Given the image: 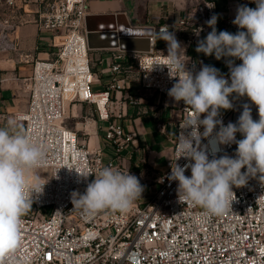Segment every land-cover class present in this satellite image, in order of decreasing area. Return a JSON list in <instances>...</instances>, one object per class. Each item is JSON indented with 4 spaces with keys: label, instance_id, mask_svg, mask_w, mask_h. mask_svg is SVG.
<instances>
[{
    "label": "built area",
    "instance_id": "2783aa9c",
    "mask_svg": "<svg viewBox=\"0 0 264 264\" xmlns=\"http://www.w3.org/2000/svg\"><path fill=\"white\" fill-rule=\"evenodd\" d=\"M241 5L256 7L252 0H240ZM216 9L215 0H205L193 11L168 18L157 31L168 26L172 32L185 33L189 47L197 45L212 30L206 22ZM89 13L90 0H0V51L15 43L11 39L16 30L30 21L37 24L40 34L51 37L53 47L49 58L35 60L28 106L16 114V121L23 123L18 131L44 152V162L35 171L44 178L42 183H48L21 218V247L0 264H19L24 257L27 264H264V186L258 178H250L240 188L233 186L236 199L224 215H208L198 205L178 201V182L167 177L176 159L177 137L189 115L183 101L179 102L182 115L165 169L148 178L147 173L124 163L127 147L132 155L146 149L122 122L123 106L139 103L128 92L129 76L137 75L141 87L166 95L176 81L169 79L167 68L151 71L153 64L165 63L167 55L158 50L152 35L150 51L113 50L108 67L113 78L104 89L94 90L93 84L101 81L91 61L86 29ZM233 20L229 17L225 24L236 33L239 29ZM186 55L189 69L198 72L206 63L204 56L188 50ZM231 102L232 109L220 112L225 126L237 122L246 103L253 119H259L256 106L247 97ZM79 103L93 108L82 123L87 128L96 119L94 146L92 138L80 137L66 123L68 108ZM98 129H105L104 143ZM242 138L236 134L237 140ZM201 144L208 146L212 159L209 141L202 139ZM236 147L235 143L220 145L217 158L234 157ZM177 163L183 166L188 161L181 157ZM108 166L135 175L144 187L142 197L125 211L107 208L88 214L75 208L71 194L84 193L95 177L82 179L74 169L95 174ZM185 175L190 176L191 170Z\"/></svg>",
    "mask_w": 264,
    "mask_h": 264
},
{
    "label": "clouds",
    "instance_id": "9594fccd",
    "mask_svg": "<svg viewBox=\"0 0 264 264\" xmlns=\"http://www.w3.org/2000/svg\"><path fill=\"white\" fill-rule=\"evenodd\" d=\"M252 2L255 8L246 5L237 8L232 21L239 29L236 33L218 32V17L213 15L206 22L212 30L197 43L198 53L214 55L217 60L228 58L230 78L209 65H203L198 72L189 69L190 57L168 26H162L154 34L156 40L166 42L167 55L166 62L153 64L151 71L167 68L169 79L176 81L168 95L176 102L183 101L189 109L177 137V155L167 178L178 182L180 203L198 205L208 215H224L232 210L236 199L233 186H246L250 178H258L264 186V0ZM235 60L242 63L235 64ZM233 94L247 97L256 106L259 119H253L251 107L246 103L237 122L225 126L219 118L220 112L233 108L229 99ZM16 128L15 120L0 128V260L21 247V218L48 183H42L44 178L35 171L44 162L41 146ZM237 133L243 138L237 140ZM202 139L209 141L212 159L208 146H202ZM232 143L237 146L235 156L217 158L219 146ZM181 157L188 163L179 165L177 161ZM188 169L190 176L185 175ZM74 170L82 179L95 177L84 193L71 194L73 206L85 213L107 208L125 211L142 197L144 187L129 171L121 172L111 166L95 174ZM27 260L24 257L19 264H27Z\"/></svg>",
    "mask_w": 264,
    "mask_h": 264
},
{
    "label": "crops",
    "instance_id": "0c3cea01",
    "mask_svg": "<svg viewBox=\"0 0 264 264\" xmlns=\"http://www.w3.org/2000/svg\"><path fill=\"white\" fill-rule=\"evenodd\" d=\"M117 0H90V13L125 12L130 22L134 25H147L155 28L168 20L179 17L186 12V3L189 0H147L149 8L146 13L133 14L128 9L118 10L114 7ZM227 5H219L216 12L217 31L235 30L225 24L227 18H235L240 0H223ZM220 2H218L219 4ZM181 45L195 56H204L205 65L213 66L225 78H230L227 65L228 58L217 60L215 56H205L196 51L197 45L188 46L186 34L173 32ZM15 38V39H14ZM11 46L0 51V128H5L9 120H14L13 115L24 111L29 102L30 82L36 59H47L52 55L51 37L42 35L34 21L19 27L14 33ZM160 52H167V44L157 40ZM117 48L93 49L90 51L94 70L100 76V83L105 88L113 76L108 71L111 62V53ZM235 62V61H234ZM128 92L139 99L138 104L123 106L122 122L127 131L136 135V139L144 150L131 153V147L123 151V161L130 168L147 173L150 178L154 172L163 171L166 162L172 155L173 138L177 132V122L182 115L179 102L171 98L168 93L161 94L151 89L141 87L137 75L129 76ZM100 89V90H102ZM237 96L232 97L236 98ZM88 105L80 103L81 107ZM96 123V119L92 120ZM91 121V123H92ZM161 123V126L158 124ZM97 125V123H96ZM144 157V160H143ZM150 176V177H149Z\"/></svg>",
    "mask_w": 264,
    "mask_h": 264
},
{
    "label": "water",
    "instance_id": "95a60500",
    "mask_svg": "<svg viewBox=\"0 0 264 264\" xmlns=\"http://www.w3.org/2000/svg\"><path fill=\"white\" fill-rule=\"evenodd\" d=\"M89 48H119L122 50L150 51V37L155 28L134 25L125 12L89 13L86 16Z\"/></svg>",
    "mask_w": 264,
    "mask_h": 264
},
{
    "label": "rangeland",
    "instance_id": "374dc122",
    "mask_svg": "<svg viewBox=\"0 0 264 264\" xmlns=\"http://www.w3.org/2000/svg\"><path fill=\"white\" fill-rule=\"evenodd\" d=\"M217 3V10L219 9V5L221 4L222 7L220 8H224V5H227L226 2H224L223 0H215ZM205 0H189L186 3V11L190 12L193 11L196 7H199L201 4H204ZM218 2H220L218 4ZM114 7H116V9L118 10H122V9H128L130 10L131 13L133 14H140L141 16H143L147 9L149 8V2L147 0H117L114 2ZM59 40V39H58ZM102 84H98V83H94L93 84V89L94 90H100L103 87L101 86ZM236 96L235 94H233L232 96L229 97V99L231 100L232 97ZM93 111V108L91 105H85L83 106V108L81 107L80 103L77 104L74 108L72 106H70L68 108L67 114H68V118H67V125L73 129H76L79 131V135L82 138L85 139H89L92 138L93 142L91 143V146L96 145L97 141H96V123L94 121H92V123H89V126L87 128H84L86 125V123H82L85 122V116H88L91 112ZM13 119L16 121V115H13ZM95 118H97V115H94ZM17 124V128L16 131L21 130L23 127V123H21L20 121H16ZM99 135H100V139L101 141L104 143V138L103 136L105 135V129H98ZM88 133V134H87ZM92 133H94L95 135H92ZM90 136V137H89ZM124 155V154H123ZM32 208H29L27 211H30ZM51 209L46 210V212H50Z\"/></svg>",
    "mask_w": 264,
    "mask_h": 264
},
{
    "label": "bare ground",
    "instance_id": "6f19581e",
    "mask_svg": "<svg viewBox=\"0 0 264 264\" xmlns=\"http://www.w3.org/2000/svg\"><path fill=\"white\" fill-rule=\"evenodd\" d=\"M92 135H95L94 133H92ZM92 142H93V139H92Z\"/></svg>",
    "mask_w": 264,
    "mask_h": 264
}]
</instances>
